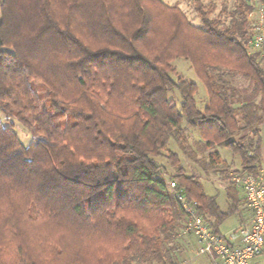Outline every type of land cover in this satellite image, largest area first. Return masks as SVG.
<instances>
[{
    "label": "trees",
    "instance_id": "trees-1",
    "mask_svg": "<svg viewBox=\"0 0 264 264\" xmlns=\"http://www.w3.org/2000/svg\"><path fill=\"white\" fill-rule=\"evenodd\" d=\"M232 2L213 16L214 2L194 0V23L163 0H0V264H179L191 235L170 181L217 232L241 212L233 182L224 210L182 159L225 174L210 151L224 146L243 173L262 172L255 2ZM178 57L204 83L205 107L195 81L174 77ZM239 74L258 103L240 97Z\"/></svg>",
    "mask_w": 264,
    "mask_h": 264
},
{
    "label": "built area",
    "instance_id": "built-area-1",
    "mask_svg": "<svg viewBox=\"0 0 264 264\" xmlns=\"http://www.w3.org/2000/svg\"><path fill=\"white\" fill-rule=\"evenodd\" d=\"M255 7L247 19L251 30V47L264 58V0H254ZM186 213L185 231L196 242V253L209 255L217 264H252L264 253V173H242L233 178L240 188L249 219L228 232H217L198 211V203L188 200L176 181H170Z\"/></svg>",
    "mask_w": 264,
    "mask_h": 264
},
{
    "label": "rangeland",
    "instance_id": "rangeland-1",
    "mask_svg": "<svg viewBox=\"0 0 264 264\" xmlns=\"http://www.w3.org/2000/svg\"><path fill=\"white\" fill-rule=\"evenodd\" d=\"M171 5H179L182 10L187 14L188 18L193 21L194 23H200L199 15L195 10L194 6V0H163ZM205 4H208L210 2H214L216 4V11L213 16H218L222 5L224 3H227L229 8L233 7L232 0H202ZM251 52H255L252 48H250ZM174 65L177 71L176 75L182 76L188 80H193L199 85V91L197 93V100L199 107L203 108L206 106L208 101V95L207 90L204 85V83L198 78L196 75L191 63L189 60L178 57L174 61ZM234 86L238 89L239 94L241 95V98H251L255 99L256 103L260 101V96L254 91V86L250 82V80L246 79L243 75L239 74L236 75L234 78ZM239 96V95H238ZM237 96V98H238ZM169 97L174 98L176 101V104L180 107L181 105V98L180 94L176 90H172L169 93ZM239 103V102H238ZM236 102V106H239ZM3 120L6 123H10V120L16 123V130L19 133V136L24 144L30 143V140L33 138L32 131L26 129L22 124H19V121L17 119H10L7 120L2 114ZM185 126H187L186 123H184ZM31 133V134H30ZM198 136V133H196ZM196 135L194 133H190L191 138H196ZM170 145H174V142L171 141ZM217 149L220 152L221 156V162L218 163V166L220 168H224L225 174H221L220 172L215 173L213 170H206L203 169L201 166H199L197 163L193 162L189 158L182 156L183 163L188 169L189 173L195 174L196 176H199L202 178L203 183L206 186V191L211 195H216L218 197V201L222 207V209L226 210L229 206V203H231L232 200L228 197L227 189L230 187V184L233 182V178L236 175L242 174L243 167L241 163L240 156L238 154H235L232 150L229 148H226L224 146H216L210 149V151ZM163 162L167 164V161L163 159ZM167 168L170 172H173V167H171L170 164H167ZM166 177H168L166 175ZM169 181V178H167ZM237 194L240 195L241 203V212L236 213L230 217H228L223 224L221 225V231L227 232L230 231L232 228H234L239 223V217L246 216V213H248V209H246V204L242 195V191L240 188H238L235 184ZM241 215V216H239ZM244 218V217H243ZM263 255V254H262ZM264 257V256H263Z\"/></svg>",
    "mask_w": 264,
    "mask_h": 264
},
{
    "label": "crops",
    "instance_id": "crops-1",
    "mask_svg": "<svg viewBox=\"0 0 264 264\" xmlns=\"http://www.w3.org/2000/svg\"><path fill=\"white\" fill-rule=\"evenodd\" d=\"M261 159H262V172L264 173V122H263L262 127H261ZM239 216H241V215H239ZM250 216H251V214H250V212H248V213H246V216H241V218L239 217V223L243 222L244 220L249 219ZM263 256H264V253H263V255L257 257L253 261L252 264H264V257ZM179 264H217V260L214 257L209 256V255L197 254L196 253L195 239L192 236H186L182 240Z\"/></svg>",
    "mask_w": 264,
    "mask_h": 264
}]
</instances>
